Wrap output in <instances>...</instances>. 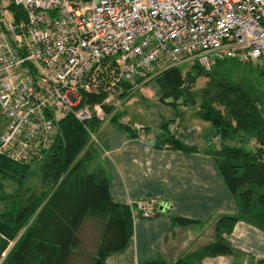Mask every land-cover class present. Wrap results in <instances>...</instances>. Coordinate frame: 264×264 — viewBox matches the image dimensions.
<instances>
[{
  "label": "built area",
  "instance_id": "2783aa9c",
  "mask_svg": "<svg viewBox=\"0 0 264 264\" xmlns=\"http://www.w3.org/2000/svg\"><path fill=\"white\" fill-rule=\"evenodd\" d=\"M189 60L264 70V0H0V154L28 161L52 140L50 114L105 121L123 84ZM95 89L101 102L81 106V92ZM128 204L133 217L161 211L153 198Z\"/></svg>",
  "mask_w": 264,
  "mask_h": 264
},
{
  "label": "trees",
  "instance_id": "16d2710c",
  "mask_svg": "<svg viewBox=\"0 0 264 264\" xmlns=\"http://www.w3.org/2000/svg\"><path fill=\"white\" fill-rule=\"evenodd\" d=\"M196 62L187 73L179 65L143 84H158L164 104L198 103V115L210 121L215 135L223 140L246 133L257 142L254 151L224 142L214 152L219 172L237 203V213L218 219L216 239L199 252L226 255L233 248L224 234L230 233L236 222L247 220L264 228V70L254 68L251 63L226 60L217 61L207 71ZM200 77L207 82L194 89ZM133 89L134 85L123 84L118 97ZM81 94L80 105L84 106L101 102L106 93L95 89L83 90ZM114 103L107 108L109 116L105 121H115L139 136L135 126L122 120ZM50 117L54 130L48 148L22 162L0 154V187L7 179L21 184L27 182L33 162L38 163L42 175L39 185L29 184L26 203L20 209L0 211V259L8 251L1 264H74V255L85 252L83 229L90 218L100 223L91 264H106L111 254L127 247L134 231V217L129 204L113 199L108 176L95 156L96 142L92 134L97 135L95 129L103 121L96 117L82 121L74 112L59 117L50 114ZM172 124L176 123L169 120L162 125L164 142L173 148L192 149L181 142L179 131L172 129ZM141 130L148 137V128L143 126ZM175 221L182 225L192 223L179 217ZM146 264L167 262L153 259ZM171 264L203 263L195 253ZM257 264H264V259Z\"/></svg>",
  "mask_w": 264,
  "mask_h": 264
},
{
  "label": "crops",
  "instance_id": "0c3cea01",
  "mask_svg": "<svg viewBox=\"0 0 264 264\" xmlns=\"http://www.w3.org/2000/svg\"><path fill=\"white\" fill-rule=\"evenodd\" d=\"M150 86L153 91L146 94L153 105L146 115L138 119L131 116L136 129L148 128V137L141 138L109 121L95 141V156L105 169L115 201L128 204L153 198L161 211L153 217L136 212L127 247L111 254L106 264H146L153 259H165L171 264L195 253L203 264H257L264 259V228L242 219L224 234L232 253L200 254L205 245L216 239L218 219L237 213V203L219 172L214 154L225 140L215 135L214 126L198 113L180 114L178 105L171 104L173 114L162 101L160 87L155 82L147 85ZM169 120L179 126L181 142L192 149L173 148L164 142L162 125ZM150 140L162 146L150 145ZM177 217L192 223L182 225L175 221Z\"/></svg>",
  "mask_w": 264,
  "mask_h": 264
},
{
  "label": "rangeland",
  "instance_id": "374dc122",
  "mask_svg": "<svg viewBox=\"0 0 264 264\" xmlns=\"http://www.w3.org/2000/svg\"><path fill=\"white\" fill-rule=\"evenodd\" d=\"M196 63L197 62L195 60H189L182 63L180 67L182 70L185 71V73H187L188 70ZM251 64L253 65L254 68H261L257 63H251ZM248 69L249 66L247 67V70ZM238 76L241 77L242 73H240ZM206 82H207L206 78L200 77L197 83L195 84L194 89L198 90L200 87L204 86ZM143 85H141L138 88H134L125 96L117 97L114 103L115 110L116 112H118V114H120L122 120L130 122L131 125L133 126L136 125L134 121L131 120V118L133 117L134 119H138L140 116L146 115L148 107L153 105V100L149 98L148 95L146 94L148 91H153V88L151 86L147 87L148 84H143ZM167 98L169 99V97ZM165 106L168 110H172L171 112L175 114V111H173V108L171 107L170 103L165 104ZM198 107H199L198 103H187V104L178 105L180 114L183 111H185L187 115H197ZM124 110L126 112H124ZM107 123L108 121L107 122L103 121L101 122V125L97 129H95V133H97L99 138L101 132L103 131ZM113 123H115V121ZM7 124H8V119L1 110L0 136L5 131ZM225 142L229 145L238 146L250 151H254L257 147V142L255 138L246 133H242L240 135H234L232 138L230 137L226 139ZM41 178L42 175L38 167V163L33 162L31 164V175L29 176L27 182L21 184L12 179H7L6 182L4 181L3 182L4 185L0 187V211L16 212L18 209H20L26 203L28 197V190L30 189L29 184H31L32 186L39 185L41 182ZM98 236H100V223L95 218H90V220L86 223L83 229L84 244L82 246V249H84L85 252L76 253L74 255L75 256L74 264H91L92 262L91 256L96 251V247H97L96 243L98 240Z\"/></svg>",
  "mask_w": 264,
  "mask_h": 264
},
{
  "label": "water",
  "instance_id": "95a60500",
  "mask_svg": "<svg viewBox=\"0 0 264 264\" xmlns=\"http://www.w3.org/2000/svg\"><path fill=\"white\" fill-rule=\"evenodd\" d=\"M148 143H149L150 145L162 146V144H161L160 142H155L154 140H150V141H148Z\"/></svg>",
  "mask_w": 264,
  "mask_h": 264
}]
</instances>
